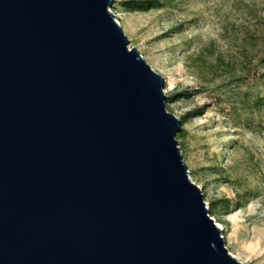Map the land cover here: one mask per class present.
Returning a JSON list of instances; mask_svg holds the SVG:
<instances>
[{"label": "water", "instance_id": "1", "mask_svg": "<svg viewBox=\"0 0 264 264\" xmlns=\"http://www.w3.org/2000/svg\"><path fill=\"white\" fill-rule=\"evenodd\" d=\"M114 6L0 0V264H243Z\"/></svg>", "mask_w": 264, "mask_h": 264}, {"label": "rangeland", "instance_id": "2", "mask_svg": "<svg viewBox=\"0 0 264 264\" xmlns=\"http://www.w3.org/2000/svg\"><path fill=\"white\" fill-rule=\"evenodd\" d=\"M122 1L113 12L165 78L168 110L182 121L204 111L178 140L226 246L243 264H264V105L255 104L264 95V0H162L165 8L140 11ZM244 49L254 55L247 75ZM238 195L249 203L228 214L225 200Z\"/></svg>", "mask_w": 264, "mask_h": 264}, {"label": "trees", "instance_id": "3", "mask_svg": "<svg viewBox=\"0 0 264 264\" xmlns=\"http://www.w3.org/2000/svg\"><path fill=\"white\" fill-rule=\"evenodd\" d=\"M119 5L124 6L127 10L129 11H140V10H149V9H163L166 7V1L162 0H125L119 3ZM242 56H243V63H242V70H243V75L249 74L252 69H253V53L248 50L244 49L242 51ZM264 61V57L262 58ZM234 75V74H233ZM264 76V73L261 75ZM243 77H240V79ZM185 95H188L189 93L185 92ZM172 96H168V100L172 99ZM255 104L257 106H263L264 105V95L260 96L256 99ZM204 111H201V109L197 110H192L189 111L186 115L183 116V123L188 122L190 119L203 115ZM248 124H250L249 121H247ZM186 135V130L182 131L180 134H178L177 139L182 140ZM250 201L249 195H238V198L236 201H232L230 199L225 200V207L227 209V213H232L233 210L231 209V206H233L235 203L240 204L243 206L244 204H248ZM223 202V201H222ZM214 216V214H213Z\"/></svg>", "mask_w": 264, "mask_h": 264}]
</instances>
